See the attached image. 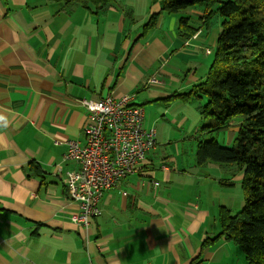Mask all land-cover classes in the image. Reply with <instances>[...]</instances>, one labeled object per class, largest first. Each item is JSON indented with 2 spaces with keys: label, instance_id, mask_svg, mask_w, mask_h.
I'll return each mask as SVG.
<instances>
[{
  "label": "crops",
  "instance_id": "1",
  "mask_svg": "<svg viewBox=\"0 0 264 264\" xmlns=\"http://www.w3.org/2000/svg\"><path fill=\"white\" fill-rule=\"evenodd\" d=\"M139 3L114 0L97 13L56 0H0V114L9 122L0 127V264H249L225 238L203 250L221 232L220 207L231 209L235 197L223 201L232 179H211L194 154L157 168L150 150L136 174L104 194L91 226L73 221L78 207L65 179L78 164L66 158L68 142L85 145L91 121L78 100L135 93L138 101L144 88L151 96L138 104L183 115L166 99L208 74L185 44L203 28L189 40L176 30L180 17L201 26L204 7L162 14L144 34L161 0H144V12ZM239 125L220 131L219 143L232 146Z\"/></svg>",
  "mask_w": 264,
  "mask_h": 264
},
{
  "label": "trees",
  "instance_id": "2",
  "mask_svg": "<svg viewBox=\"0 0 264 264\" xmlns=\"http://www.w3.org/2000/svg\"><path fill=\"white\" fill-rule=\"evenodd\" d=\"M56 1L93 8L97 13L114 2ZM198 6L204 7L203 24L195 26L180 17L178 35L189 40L219 16L221 31L212 64L204 81L166 100L189 103L206 98L201 113L210 121L204 131L218 133L240 122L232 146L220 144L215 137L203 140L196 157L199 164L213 160L244 169L241 184L245 193L241 211L234 214L227 206L220 207L221 232L207 237L203 250L225 238L242 248L249 264H264V0H161L160 10L152 13L143 33L154 28L162 14L176 15ZM192 264H200V260L195 258Z\"/></svg>",
  "mask_w": 264,
  "mask_h": 264
},
{
  "label": "built area",
  "instance_id": "3",
  "mask_svg": "<svg viewBox=\"0 0 264 264\" xmlns=\"http://www.w3.org/2000/svg\"><path fill=\"white\" fill-rule=\"evenodd\" d=\"M210 52V51H209ZM134 93L81 98L91 121L85 127V145L70 140L66 158L77 162L65 179L78 210L73 221L85 227L102 214L104 194L120 179L136 174L157 145V130L145 127V109Z\"/></svg>",
  "mask_w": 264,
  "mask_h": 264
},
{
  "label": "rangeland",
  "instance_id": "4",
  "mask_svg": "<svg viewBox=\"0 0 264 264\" xmlns=\"http://www.w3.org/2000/svg\"><path fill=\"white\" fill-rule=\"evenodd\" d=\"M137 1L140 2L139 4H136L137 10L140 12H144V0ZM149 19L146 21V23L149 22ZM177 28L178 22L176 30ZM203 30L205 31V33L199 40L195 39L194 42L190 45H188V42L185 43L187 45V49L196 52L197 66L199 70L203 68L209 69L212 64L217 44V41H215V39L221 31L220 17H214L212 25H210V27L208 28L203 27ZM209 53L212 54L210 55ZM187 69L188 67H186V70ZM188 90L184 92H187ZM137 95L138 101L136 100V102L138 103L139 101H144L145 97L150 98V92L145 91L144 88L140 90ZM172 102L173 103L170 106L172 110H174L175 106H177L178 108H181L183 115L175 116L173 114V111L165 112L166 108L163 104H156L154 102H144L145 104H143L146 114V127H155L157 130V145L155 147L157 149H152V151L150 152L151 154L149 155V160L154 161V164L157 168L162 165V162L173 164V161H176L177 158L180 160V163L182 165L183 161H189L193 154L196 160L197 146L200 141L215 137L217 140L223 143L225 138V136L220 135V132L203 133V126L210 121L209 117H204L201 113V105H204L207 102L206 98L202 99L201 101L195 100L189 103H184L180 99L176 98ZM176 114H178V112H176ZM235 137L236 134L231 141V143L233 144L235 143ZM225 141H227V139ZM202 166V172H209L211 174L209 176L211 179H232V186L225 189V192H221V198L225 203H230L229 196L235 197V203L231 208L232 213L235 214L241 211L245 204V193L241 184L244 169H241L236 164H222L218 161L213 160L207 161ZM160 181L162 180L160 179Z\"/></svg>",
  "mask_w": 264,
  "mask_h": 264
},
{
  "label": "clouds",
  "instance_id": "5",
  "mask_svg": "<svg viewBox=\"0 0 264 264\" xmlns=\"http://www.w3.org/2000/svg\"><path fill=\"white\" fill-rule=\"evenodd\" d=\"M8 119L5 115L0 114V127H7L8 126Z\"/></svg>",
  "mask_w": 264,
  "mask_h": 264
}]
</instances>
